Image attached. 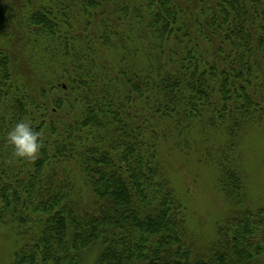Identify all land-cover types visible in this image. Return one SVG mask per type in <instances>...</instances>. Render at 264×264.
I'll list each match as a JSON object with an SVG mask.
<instances>
[{"label": "trees", "instance_id": "trees-1", "mask_svg": "<svg viewBox=\"0 0 264 264\" xmlns=\"http://www.w3.org/2000/svg\"><path fill=\"white\" fill-rule=\"evenodd\" d=\"M68 1L76 7L60 5L57 19L30 13L26 0H0V226L23 232L12 264H85L91 246L101 248L93 264H264L247 210L219 226L206 249L187 237L189 214L165 177L164 157L169 145L200 154L199 140V159H214L212 131L228 123L234 137L256 122L264 0ZM113 14L100 38L113 64L82 65L83 51L68 43L74 25L88 29ZM28 16L30 28L60 38L66 58L48 84L59 95L43 112L31 97L22 101L6 50L12 22ZM23 118L43 141L31 161L14 159L7 142L6 128ZM221 169L220 185L238 200L240 180Z\"/></svg>", "mask_w": 264, "mask_h": 264}, {"label": "rangeland", "instance_id": "rangeland-1", "mask_svg": "<svg viewBox=\"0 0 264 264\" xmlns=\"http://www.w3.org/2000/svg\"><path fill=\"white\" fill-rule=\"evenodd\" d=\"M68 3L72 4L73 9L76 7L73 1L68 0H26L24 2L29 5L30 13L37 10L41 11L42 15H46L51 11L53 17L57 19H61V13L58 12L60 5ZM80 14L84 16L83 13ZM113 17L114 14L107 18L98 15L95 17V24L88 29L74 25L71 40H68V43H73L74 49L80 47L83 51L86 60L82 65H87L90 61L98 62L100 59L101 64H113L112 48H107L106 44L100 41L101 34H104L103 22L108 25ZM28 18L29 16L25 22H22L23 19L20 20V18L18 22L16 20L12 22L14 36L12 41L6 44V50L12 57L11 63L15 68L14 79L21 86V95H24L22 101L26 95L28 98L31 97V100L43 105V112L46 106L52 107L51 98L59 95L57 87L54 84L48 87V84L55 79L57 70L54 67L58 68V63L65 61L66 58L63 55L64 48L61 46L60 38L53 42L52 37L43 34V26H40L38 30L36 27L30 28ZM66 32V26L59 32L65 44ZM91 46L95 49L93 54L87 50ZM89 55L92 56V60ZM46 97L49 99L46 100ZM246 115L248 117L247 113ZM262 116L264 117V107L257 110L256 122L248 124L242 131H235L234 137L229 134L228 123L224 129L212 131L210 143L207 146L213 148L214 159L210 157L199 159L204 152V145L199 140L196 148L200 150V154L194 153L192 148L188 152L171 145L164 150L167 167L165 177L179 193L180 202L188 211L187 237L200 249H206L217 239L218 227L224 225L232 214L247 210L250 214L247 221L251 228L256 229L251 245H262L261 257L264 259V122L259 121ZM62 117L65 122L75 120L73 115L62 113ZM51 120L52 118L47 119V123ZM12 127L13 125L6 128V134ZM202 136L203 134L200 138ZM221 167H227L240 180L239 193L242 196L239 195L238 200L234 190L223 189V185H220L223 179ZM22 234V228L17 224L0 226V264H12L22 243ZM91 250L90 260L85 264H93L101 248L91 246Z\"/></svg>", "mask_w": 264, "mask_h": 264}, {"label": "clouds", "instance_id": "clouds-1", "mask_svg": "<svg viewBox=\"0 0 264 264\" xmlns=\"http://www.w3.org/2000/svg\"><path fill=\"white\" fill-rule=\"evenodd\" d=\"M7 142L12 148L13 158L22 161L36 159L43 145L40 133L24 120L17 121L9 130Z\"/></svg>", "mask_w": 264, "mask_h": 264}]
</instances>
